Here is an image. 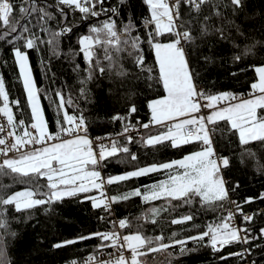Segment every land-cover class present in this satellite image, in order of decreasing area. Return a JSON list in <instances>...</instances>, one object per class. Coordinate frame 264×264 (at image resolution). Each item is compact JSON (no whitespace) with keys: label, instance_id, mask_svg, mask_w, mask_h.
Instances as JSON below:
<instances>
[{"label":"trees","instance_id":"obj_1","mask_svg":"<svg viewBox=\"0 0 264 264\" xmlns=\"http://www.w3.org/2000/svg\"><path fill=\"white\" fill-rule=\"evenodd\" d=\"M12 3V15L16 19L23 15L19 11L21 7L37 9L20 19V23L31 29L24 35L38 37L32 49L24 48L23 40L10 43L11 37L0 39V76L10 102L20 101L19 106L10 104L16 120H24L30 128V108L14 58V48L20 47L28 54L49 133L59 132L65 111L83 117L86 128L83 133L89 137L119 135L125 126L136 121L151 123L149 102L163 97L165 90L159 81L154 50L148 42L155 25L146 23L151 19L146 0H104L103 4H96L99 17L85 16L78 10L58 5V0H28L27 3L12 0ZM44 12L49 15L44 16ZM179 12V31H190L193 37L184 42V50L194 83L202 85L206 94L250 91L251 84L258 79L254 68L264 65V0H242L239 8L231 0H206L199 11L181 0ZM108 20L115 22L122 39L139 37L140 51L137 53L126 47L123 52L113 53L114 63L110 67L104 59V50L97 47L90 68L79 40L90 34L91 27ZM65 28L71 31L62 32ZM125 28L130 31L125 33ZM4 31L7 29L0 24V32ZM18 34L19 31L14 35ZM172 38L165 33L157 40L163 43ZM137 55H143V66L135 63ZM97 60L99 66L105 68L103 73L98 70ZM57 93L64 97V108L58 107ZM0 104L2 106V102ZM133 106L134 113L130 112ZM258 114L264 116V110L258 109ZM117 116L125 119H114ZM210 128L218 156L229 160L227 167L220 168V176L228 189L227 199L203 203L199 197H193L191 202L185 203L161 197L145 202L141 195L113 202L116 216L128 221L129 226L122 228L124 235L139 232L149 237L163 236V242L171 245L140 257L142 264H246L247 261L264 264V234L261 233L264 229V198H261L264 194V141L241 144L238 133L225 121L210 125ZM165 130V126L155 125L133 138L131 143L127 138L118 137L115 142L128 147L129 152H118L101 162L104 176L123 175L140 167L168 163L203 147L198 141L178 148H173L168 141L156 145L144 143L149 136ZM16 131L21 133L19 128ZM133 154L135 160L131 159ZM176 172V169L160 170L109 184V192L112 197H122L136 189L143 194L151 185ZM47 184L45 176H20L6 168L0 171V196L32 190L37 193L34 198L47 200ZM86 197L89 196L79 193L20 211L14 205H0V224L3 225L0 227V264H66L106 248L101 245L108 242L99 237L78 240L81 236L113 230L104 208L93 207L92 200ZM249 199L251 202H246ZM231 207L235 208L240 228L248 229L249 239L244 243L247 256L243 253L230 255L241 251V242L215 251L209 237L190 239L207 231L208 225L222 222ZM154 208L160 210L157 215L151 213ZM245 214L252 217L251 221L244 220ZM187 215L192 216L190 221L172 223L173 219ZM67 240L77 242L54 247ZM177 240L185 243L177 244Z\"/></svg>","mask_w":264,"mask_h":264},{"label":"snow or ice","instance_id":"obj_2","mask_svg":"<svg viewBox=\"0 0 264 264\" xmlns=\"http://www.w3.org/2000/svg\"><path fill=\"white\" fill-rule=\"evenodd\" d=\"M24 2L27 3L28 0H24ZM103 2L104 0H58V5L78 10L85 16H98L99 12L95 10L96 4H103ZM184 2L199 11L200 6L206 3V0H184ZM146 3L151 9V19L146 23L155 25V31L150 34L148 42L155 52L159 81L162 82L166 92V96L151 101L148 107L151 110V124L165 126L167 130L161 134L149 136L144 140V143L156 145L168 141L173 148H178L198 141L203 145L202 149L186 155L180 160L140 167L123 175L108 177L105 181L96 167L108 157L117 155L118 152L128 153L129 148L112 142L107 146L101 144L99 153H95L90 139L86 136L76 135L80 131H86L83 117L69 115L66 111L63 114V123H60L59 132L55 135L50 134L39 103L38 90L32 77L28 54L20 47H15V62L19 66V75L22 78L23 88L27 94V103L30 106L32 121L30 128L35 132L29 131L24 120H16L10 104L19 106L20 101L10 102L4 79L0 76V102H2L0 114L7 120L6 126L0 125V133H5L4 136H0V146H3L0 147V154L6 156L11 151L21 152L29 145L42 146L33 151L22 152L18 158L5 159L0 164V171L6 168L11 173L20 176H45L48 181L49 193H47L48 199L44 200L35 199L37 193L32 190L20 191L6 197L0 196V205H14L16 210L20 211L22 208H32L79 193H89L92 190H100L99 198L86 197V199L92 200L93 207H103L105 210H108L109 203L119 199H128L130 196L143 195L145 202L166 197L183 200L185 203L191 202L193 197H199L203 203H214L228 198V189L220 176V168L227 167L229 160L216 156L208 125H214L219 121L228 122L231 129L238 133L241 144L264 141V116L258 114V109L264 110V66L254 68L258 79L251 84L252 98L221 106L223 102L234 101L238 98L228 92L206 94L197 89L182 46V42H189L193 37L190 31H177L176 21L180 16L181 0H174L172 4L168 0H146ZM231 3L239 8L242 0H231ZM36 10L35 8L21 7L19 11L23 15L20 19H25L27 15ZM13 11L12 0H0V24L7 29V31L0 32V39L11 37L10 43L23 40L24 48H34L38 37L35 34L24 35V33H30L31 29L26 24H21L20 19L13 17ZM40 11L43 12V10ZM60 12L61 15H64L63 8H60ZM48 15L47 12H44V16ZM43 18L42 16L41 19ZM18 31L19 34L14 35ZM67 31H71V29H62V32ZM129 31V28H125V33ZM165 33L170 34L173 38L167 43L159 42L157 37L163 36ZM60 34L55 33L54 35ZM79 44L90 68L97 47L104 50V59L109 62L110 67L114 63L113 53L123 52L126 47H130L137 53L140 51V38L122 39V34L117 30L116 24L112 20L91 27L90 34L82 36ZM239 58L237 57V59ZM135 63L138 66H143V55H137ZM99 64L100 62L97 60L98 70L103 73L105 68ZM56 95L59 97L58 107L64 108L66 102L63 95L60 93ZM67 103L70 104L71 101L69 100ZM204 109L210 110L207 115L201 114ZM130 112H136V108L131 107ZM114 119L125 118L117 116ZM173 121L174 123H169ZM141 126L148 128L149 124ZM130 127L131 125L125 126L124 132L127 133ZM17 128L21 129L20 134H17ZM61 133L74 136V138L61 139ZM7 137H11L12 142H9ZM48 141L60 142L48 145ZM131 141L132 138L128 137V142L131 143ZM131 159L135 160L136 156L133 154ZM171 169H176V174H170L167 180L151 185L143 194L139 189H136L122 197L106 198L102 191L105 182L113 184L160 170ZM261 198H264V194L261 195ZM246 202L250 203L251 200ZM236 207L237 210H240V205L237 204ZM159 211V209H151L153 215H157ZM233 215L229 212L226 221L217 225L210 224L207 226V231L198 237H190V239L203 240L205 237H209L210 244L215 251H220L224 246L234 242L247 243L248 229L233 226L230 223ZM191 219L192 216L187 215L180 219H173L172 223L180 224ZM251 219V216H244L246 221H251ZM153 223H155L154 220ZM2 226L0 224V227ZM118 226L126 228L129 226L128 221L121 219L118 221ZM241 233H245V235H241ZM261 233L264 234V229H261ZM93 237H99L101 241L108 242L102 244L101 247L117 248L119 254L114 260L108 261H96L95 256H89L85 264H142L140 257L151 252L165 250L171 246L163 242V236L149 237L139 232L122 237L115 231L93 233L87 237L81 236L78 240ZM76 242L77 240H67L54 245V247L60 248ZM175 243L183 245L185 241L177 240ZM124 250L129 251L130 256L126 257ZM230 255L242 254L233 253ZM71 264H77V262L72 261Z\"/></svg>","mask_w":264,"mask_h":264},{"label":"built area","instance_id":"obj_3","mask_svg":"<svg viewBox=\"0 0 264 264\" xmlns=\"http://www.w3.org/2000/svg\"><path fill=\"white\" fill-rule=\"evenodd\" d=\"M168 2L170 4H172V3H174V0H168ZM99 16H100V13H99L98 16H95V17H99ZM176 24H177V21H176ZM177 31H179L178 25H177ZM182 46L184 48V42H182ZM195 85H196V87H197L198 90L203 91L202 85H198V84H195ZM252 93H253V90L252 89L250 91H248L247 93H233V95H235L238 99L237 100H234V101H230V102L229 101L223 102L221 104V106L224 105V104H228V103H232V102H235V101L244 99L247 96H250ZM0 106H1V104H0ZM206 111H207V109L202 110V113L201 114L206 115ZM143 124H149V127L148 128H144V127L141 126ZM0 125H4V126L7 125L6 117H4L2 114H0ZM130 125H131V127L129 128V131L127 133H125L123 131L121 134L115 135V136H105V137H89L88 136L89 139L92 141V147H93L94 152L98 154L99 151H100V145L101 144L106 145V146L107 145H110L112 142H115V140L118 137H120V136H122L124 138H127V139H128V137H131L133 139L135 137L140 136L145 130H148V129H151V128L155 127L154 124H151V123H141V122H138V121H136V122H134V123H132ZM208 128L210 130V137H211V141H212V147H213V149L215 151L216 156L219 157L218 154H217V152H216V150H215L214 139H213L214 136H213V133L211 131L210 125H208ZM29 131H32V130H29ZM78 133H83V131H80ZM4 135H5V133H0V136H4ZM52 135H55V134H52ZM68 137H71V136H68L66 134L61 133V139H65V138H68ZM7 139H8L9 142H12V138L11 137H7ZM55 142H58V141H48L47 144L55 143ZM41 146L42 145H29V146L25 147L24 149H22L21 152H23V151H29L31 149H34V148H37V147H41ZM0 147H3V146H0ZM18 153H20V152L11 151V152H8L6 156L4 154H0V163H2L3 160L6 157H8V156H14V155H17ZM96 169L98 171H100L101 177L106 181L107 178L103 174V166H102V164H99L96 167ZM102 191L104 192L106 198L112 197L111 194H110V192H109V184H107L106 182H105V184L103 186ZM229 212H231V213L234 214L233 215V219L230 221V223L233 226H236V227L240 228L239 222H238V219H237V215H236L235 208L234 207H231L230 210L228 211V214H229ZM105 213H106V217L109 219V221L113 225V230L112 231L117 232L121 237L122 236H125L124 233H123V231H122V228H119V226H118V221L121 220V219H119L116 216V214H115L113 202L112 203H109L108 210H105ZM244 216H249V215L248 214H245ZM217 224H219V223H216V224H213V225H217ZM241 235H242V233H241ZM241 244L243 245V248L241 249V251L234 252V253H243L244 256L245 255L247 256V251H246V249L244 247V242H241ZM118 254L119 253H118L117 248L106 247V248H103L102 250H100L95 255H85V256L81 257L80 259H75V260H72V261H76L77 264H85V261H86V259L89 256H95L96 257V261H108V260H114ZM124 255L126 257H128V256H130V252L127 251V250H124ZM72 261L67 262L66 264H71ZM246 264H251V262L250 261H247Z\"/></svg>","mask_w":264,"mask_h":264},{"label":"rangeland","instance_id":"obj_4","mask_svg":"<svg viewBox=\"0 0 264 264\" xmlns=\"http://www.w3.org/2000/svg\"><path fill=\"white\" fill-rule=\"evenodd\" d=\"M150 11H151V9H150ZM163 43H167V42H163ZM154 54H155V52H154ZM262 66H264V65H262ZM18 68H19V66H18ZM21 80H22V78H21ZM26 96H27V94H26ZM164 96H166V92H165V95ZM163 96V97H164ZM163 97H160V98H163ZM253 97V93L250 95V96H247L246 98H244V99H248V98H252ZM160 98H156V99H160ZM153 100H155V99H153ZM153 100H151V101H153ZM242 100V99H241ZM150 101V102H151ZM240 100H238V101H235V102H232V103H238ZM149 102V103H150ZM40 103V102H39ZM229 104V103H228ZM41 106V105H40ZM222 106H227V104H224V105H222ZM29 108H30V106H29ZM42 109V108H41ZM151 111V110H150ZM209 111L210 110H208L207 109V111H206V115L209 113ZM32 123V122H31ZM169 123H174V121L173 122H169ZM230 125V124H229ZM66 127H68V125H66ZM29 130H32L31 128H29ZM32 132L34 133L35 132V130H32ZM165 132V131H164ZM161 133H163V132H161ZM161 133H157V134H154V135H152V136H155V135H158V134H161ZM51 134V133H50ZM76 135H81V136H86L88 139H89V137L86 135V134H84V133H77ZM72 138H74V136H71V137H68V138H65V139H72ZM58 142H60V141H58ZM58 142H55V143H58ZM51 144V143H50ZM50 144H48V145H50ZM46 146V145H45ZM37 148H39V147H37ZM36 148H34V149H31V150H29V151H33V150H35ZM202 149V148H201ZM201 149H199L198 151H200ZM23 152H27V151H23ZM21 153L22 152H20V153H18L17 155H14V156H8V157H6L5 159H9V158H12V159H15V158H18L20 155H21ZM183 158V157H182ZM182 158H180V159H182ZM4 159V160H5ZM180 159H177V160H180ZM3 160V161H4ZM3 163V162H2ZM89 168H91V166H89ZM97 170V169H96ZM182 171V170H181ZM168 178H166L165 180H167ZM162 181H164V180H162ZM161 182V181H160ZM160 182H158V183H160ZM22 191H26V190H22ZM20 192V191H19ZM86 195H88L89 197H97V198H99V196H100V190H92V191H90L89 193H85ZM36 199V198H35ZM93 203V202H92ZM227 215H226V217H225V219L222 221V222H224V221H226L227 220V218H228V213H226ZM222 222H216V223H219V224H221ZM216 223H214V224H216Z\"/></svg>","mask_w":264,"mask_h":264},{"label":"crops","instance_id":"obj_5","mask_svg":"<svg viewBox=\"0 0 264 264\" xmlns=\"http://www.w3.org/2000/svg\"><path fill=\"white\" fill-rule=\"evenodd\" d=\"M166 130H167V129H166ZM166 130H165V131H166Z\"/></svg>","mask_w":264,"mask_h":264}]
</instances>
